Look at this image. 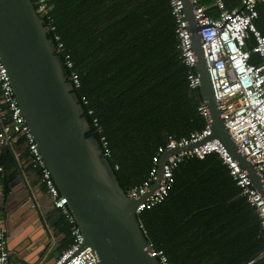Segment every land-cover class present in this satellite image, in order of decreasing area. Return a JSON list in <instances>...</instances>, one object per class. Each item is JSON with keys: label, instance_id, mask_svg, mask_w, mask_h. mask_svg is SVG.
Segmentation results:
<instances>
[{"label": "trees", "instance_id": "obj_1", "mask_svg": "<svg viewBox=\"0 0 264 264\" xmlns=\"http://www.w3.org/2000/svg\"><path fill=\"white\" fill-rule=\"evenodd\" d=\"M201 2L209 5L207 0ZM225 2L229 7L238 5V0ZM48 7L49 18L40 19L87 123L85 137L94 138L100 150V135L106 137L110 155L105 158L126 194L145 180L152 156L168 136L179 139L205 126L198 111L203 103L201 94L198 88L189 89L187 68L179 58L169 0H48ZM257 11L255 24L264 35V27L259 25L264 20V3ZM59 43L63 51L58 49ZM251 45L248 42V47ZM65 55L71 68L65 64ZM256 61L252 55V62ZM72 72L78 76V88L69 80ZM93 118L101 133L93 126ZM19 141L24 139L19 137ZM10 155L5 149L0 156L3 170L9 167ZM194 177L205 184L207 192L192 197L191 203L182 201L184 210L177 213L176 221L173 216L171 220L159 217L158 211L166 210L174 190L189 186L186 182ZM173 178L165 200L137 215L152 248L162 250L170 264H240L249 260L264 264V236L255 211L215 154L203 160H184L173 170ZM8 180H3L4 187ZM193 208L199 210L193 214ZM236 209L240 213L239 246L230 250L229 244L219 250V212L227 215ZM183 212L184 220L180 218ZM207 216L211 219L206 220ZM61 231L65 239L55 257L71 242L63 217ZM229 235L224 229V236ZM179 241L182 243L177 244Z\"/></svg>", "mask_w": 264, "mask_h": 264}, {"label": "water", "instance_id": "obj_2", "mask_svg": "<svg viewBox=\"0 0 264 264\" xmlns=\"http://www.w3.org/2000/svg\"><path fill=\"white\" fill-rule=\"evenodd\" d=\"M182 3L195 55L194 69L200 79L198 89L211 130L203 142L216 138L264 200L260 172L234 144L221 118L201 48L200 27L193 15L194 5L191 0H182ZM35 7L33 0H0V58L33 140L59 193L67 198V206L83 234L82 248L89 247L98 264H159L150 255L136 207L159 186L167 157L182 149L165 151L149 191L140 198H129L102 156L97 141L85 137L87 123ZM2 149L0 145V152ZM19 180L14 179L9 187ZM21 193L23 206L33 204L31 212L36 213L41 225L39 232L44 243L41 248L46 255L53 243L50 228L45 225L28 188L23 187ZM10 195L7 198L16 194L10 190ZM45 199L53 209L51 198L46 195ZM10 239L8 234V250H11ZM54 259L45 263L52 264Z\"/></svg>", "mask_w": 264, "mask_h": 264}, {"label": "built area", "instance_id": "obj_3", "mask_svg": "<svg viewBox=\"0 0 264 264\" xmlns=\"http://www.w3.org/2000/svg\"><path fill=\"white\" fill-rule=\"evenodd\" d=\"M33 1L37 15L48 19V0ZM191 1L194 5V19L200 27L201 48L223 123L234 144L250 159L264 181V35L255 24L258 18L257 6L263 4L264 0H238V5L234 7L227 6L225 0H207L208 6L201 0ZM169 5L175 25L179 58L187 68L188 87L194 90L199 88L200 79L194 69L195 55L183 3L182 0H169ZM209 8L211 9L208 10ZM248 42L252 43L250 47ZM58 49L63 51L61 43L58 44ZM252 55L256 57V62H252ZM65 64L67 68L72 67L68 55H65ZM69 80L76 88L79 87L76 73L72 72ZM198 111L205 119L204 128L179 139L168 136L152 156V166L145 180L131 187L126 193L129 198L136 199L145 195L156 179L162 154L167 150L182 149L179 153L167 157L162 167L159 186L148 199L136 207V214L139 215L165 200L174 183L173 170L181 162L191 158L203 160L208 155L215 154L239 188L240 195L254 209L259 230L264 236V200L245 171L216 138L203 142L211 134V130L203 103L198 107ZM88 113L91 114L92 111ZM92 122L96 131L101 133L97 119L93 118ZM14 137L24 139L31 167L38 172L40 184L51 198L53 208L68 224L71 242L55 257L52 264H98L92 250L89 247L82 248L83 234L67 206V198L59 193L33 140L14 95L8 71L0 58V145L8 144ZM199 142L203 143L198 144ZM99 143L102 156L108 157L110 150L106 137L102 134ZM3 171L0 165V174ZM7 245V234L0 226V264H11ZM149 246L150 255L156 258L159 264H170L162 250ZM262 255L264 256V251ZM253 261L240 264H252Z\"/></svg>", "mask_w": 264, "mask_h": 264}, {"label": "crops", "instance_id": "obj_4", "mask_svg": "<svg viewBox=\"0 0 264 264\" xmlns=\"http://www.w3.org/2000/svg\"><path fill=\"white\" fill-rule=\"evenodd\" d=\"M263 23L264 20L260 22V27H264ZM5 149L10 151L11 162L9 167L0 175V226L5 230L7 236L9 234L11 238L9 242L11 249L9 250L11 264H43L49 259L55 258V255L63 245L65 237L61 231V216L54 208H50L48 201L45 199L47 194L40 184L38 172L33 169L29 163L25 142L19 141V137L12 138L8 144L3 146L0 156ZM219 177H221V174ZM4 179H9L6 187H4ZM14 179L21 180L9 187V184L13 182ZM186 184L189 186L174 190V193L169 197L166 207H164L166 210L158 211L159 217L165 215L171 220L173 216V220L176 221L179 215L177 213L184 210L181 208L185 205L184 203L193 202L191 199L192 197L202 196V193H206L208 190L205 184H202L200 179L196 177L190 178ZM23 187L28 188L30 197L34 200L33 203L38 208L40 214L43 215L45 225L50 228L49 234L53 243L46 255L43 254V252L45 253L44 248H41L42 244H44L39 232L41 225L37 222L36 213L31 212L33 204L29 207L25 204L24 206L26 207L22 205L23 194L21 191ZM10 190L14 191L16 195L7 198L8 194L11 196ZM236 199L237 198H234L228 203H232ZM182 201L184 203L181 206ZM40 202H42V205ZM197 210L199 209L193 208L191 212L194 214ZM185 213L186 212H183L180 215L182 220L185 219ZM189 218L190 215L187 214V219ZM205 219H211V216H207ZM239 222L240 213L238 209H236L235 212L232 210V212L227 215H224L222 211L219 212V250L224 249V247L228 248L229 244L231 245L230 250L238 248L240 242L238 238ZM224 229L229 230V236H224ZM161 238L164 240L163 236H161ZM181 243L182 241H179L177 244ZM234 245L235 248L233 247ZM180 252L181 251L178 253Z\"/></svg>", "mask_w": 264, "mask_h": 264}]
</instances>
